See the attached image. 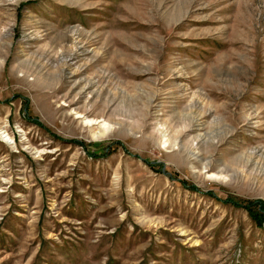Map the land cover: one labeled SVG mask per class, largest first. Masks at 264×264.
Returning a JSON list of instances; mask_svg holds the SVG:
<instances>
[{
	"label": "rangeland",
	"instance_id": "rangeland-1",
	"mask_svg": "<svg viewBox=\"0 0 264 264\" xmlns=\"http://www.w3.org/2000/svg\"><path fill=\"white\" fill-rule=\"evenodd\" d=\"M231 197L264 201V0H0V264H264Z\"/></svg>",
	"mask_w": 264,
	"mask_h": 264
},
{
	"label": "trees",
	"instance_id": "trees-1",
	"mask_svg": "<svg viewBox=\"0 0 264 264\" xmlns=\"http://www.w3.org/2000/svg\"><path fill=\"white\" fill-rule=\"evenodd\" d=\"M36 123L42 125L39 121L36 120ZM183 184L193 190H197V187L194 185H187L186 181H182ZM226 202H230L237 207H242L246 209L253 219V221L259 225H264V201L262 200H238L236 198H228Z\"/></svg>",
	"mask_w": 264,
	"mask_h": 264
},
{
	"label": "bare ground",
	"instance_id": "bare-ground-1",
	"mask_svg": "<svg viewBox=\"0 0 264 264\" xmlns=\"http://www.w3.org/2000/svg\"><path fill=\"white\" fill-rule=\"evenodd\" d=\"M1 132H2L1 134L4 138V141H7V142H10L11 144H14V141H13V139L9 133L7 134L6 131H1Z\"/></svg>",
	"mask_w": 264,
	"mask_h": 264
}]
</instances>
